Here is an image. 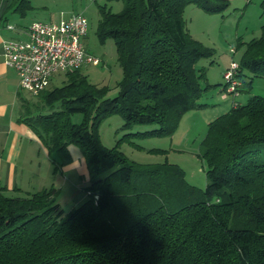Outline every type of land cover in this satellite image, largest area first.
<instances>
[{"label":"trees","instance_id":"obj_1","mask_svg":"<svg viewBox=\"0 0 264 264\" xmlns=\"http://www.w3.org/2000/svg\"><path fill=\"white\" fill-rule=\"evenodd\" d=\"M123 1L119 12L101 6L97 26L103 42L114 39L123 69L114 97L80 68L36 102L20 94L19 120L46 146L54 171L73 161L74 143L89 184L87 198L68 212L53 185L11 196L0 184V264H264V96L251 95L209 123L205 188L190 184L178 164L130 160L99 133L117 112L124 129L158 125L128 135L172 134L187 110L203 105L198 62L215 51L188 31L184 10L197 3L223 11L228 0ZM11 5L22 16L33 7L30 0ZM247 72L264 77V21L262 35L246 42L237 92Z\"/></svg>","mask_w":264,"mask_h":264},{"label":"rangeland","instance_id":"obj_2","mask_svg":"<svg viewBox=\"0 0 264 264\" xmlns=\"http://www.w3.org/2000/svg\"><path fill=\"white\" fill-rule=\"evenodd\" d=\"M1 1V0H0ZM32 8L25 16L16 12V20L30 24L34 20H59L73 12L83 13L89 23L88 34L84 39L87 51L100 58L99 64L85 63L80 71L86 74L92 83L108 86V97H114L118 92V82L123 78V69L118 61L116 44L113 38L103 42L97 34V26L101 17L100 7L106 5L113 12L124 8L123 0H30ZM263 0H228L229 6L223 11H210L197 3H189L184 10L186 27L192 36L207 46L214 48L212 56L202 57L198 67L204 68L201 78L203 93L198 98L201 106H193L180 118L172 134L164 136L128 135L157 127V124H135L130 129H124V117L121 113H113L104 118L99 125L102 142L107 147H113L119 142V148L130 159L140 163L159 164L174 163L182 167L187 181L199 188H205L209 179L208 165L203 156V143L209 123L217 116L227 112L234 103H245L251 95L264 96V77H254L247 72L244 76L245 88L237 95L226 92L225 71L232 61L240 62L246 42L262 35L264 13ZM9 8V6H8ZM66 73H57L52 78V86H60L66 81ZM251 80V83H248ZM21 95L36 102L39 96L27 90H21ZM82 114L73 116L75 122H80ZM133 141V142H132ZM136 143V144H135ZM74 155L81 154L80 147L70 145ZM77 172H71L74 180L80 183L75 189L71 183L66 191L58 195V202L66 212L79 206L86 198L85 187L89 182L79 181ZM80 178V177H79ZM16 196L19 193H7Z\"/></svg>","mask_w":264,"mask_h":264},{"label":"crops","instance_id":"obj_3","mask_svg":"<svg viewBox=\"0 0 264 264\" xmlns=\"http://www.w3.org/2000/svg\"><path fill=\"white\" fill-rule=\"evenodd\" d=\"M12 1H0V184L6 186L9 193L35 192L53 185L60 195L70 183L75 189L80 186L78 180L69 176L71 172L76 171L79 181L86 182H89V172L82 153L74 155L72 162L54 171V160L46 146L29 125L19 120L22 89L17 71L5 61L3 40L26 37L32 22L23 24L16 20ZM9 24L15 28H8ZM227 95L223 93L226 98Z\"/></svg>","mask_w":264,"mask_h":264},{"label":"built area","instance_id":"obj_4","mask_svg":"<svg viewBox=\"0 0 264 264\" xmlns=\"http://www.w3.org/2000/svg\"><path fill=\"white\" fill-rule=\"evenodd\" d=\"M7 27L15 28L12 24ZM88 29L87 17L73 12L59 20H34L26 37L3 40L5 61L17 71L19 87L38 95L50 87L55 74L74 71L85 63L99 64L100 58L87 51L84 44ZM238 68L239 62L232 61L224 73L226 93H239Z\"/></svg>","mask_w":264,"mask_h":264}]
</instances>
